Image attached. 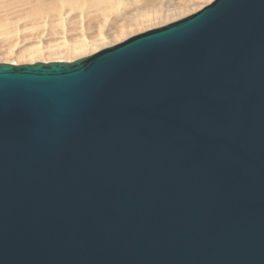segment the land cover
<instances>
[{"label": "water", "instance_id": "1", "mask_svg": "<svg viewBox=\"0 0 264 264\" xmlns=\"http://www.w3.org/2000/svg\"><path fill=\"white\" fill-rule=\"evenodd\" d=\"M0 264H264V0L0 63Z\"/></svg>", "mask_w": 264, "mask_h": 264}, {"label": "rangeland", "instance_id": "2", "mask_svg": "<svg viewBox=\"0 0 264 264\" xmlns=\"http://www.w3.org/2000/svg\"><path fill=\"white\" fill-rule=\"evenodd\" d=\"M211 1L111 0L118 5L106 12L83 4L43 14L49 0H0V63L73 61L190 15ZM78 40L85 45L76 51ZM35 48L40 50L33 52Z\"/></svg>", "mask_w": 264, "mask_h": 264}, {"label": "bare ground", "instance_id": "3", "mask_svg": "<svg viewBox=\"0 0 264 264\" xmlns=\"http://www.w3.org/2000/svg\"><path fill=\"white\" fill-rule=\"evenodd\" d=\"M48 1V0H47ZM213 1V0H212ZM211 3V2H210ZM48 6L44 8L45 13L43 14H48L50 12H54L55 10H62L63 6H66L69 9H74V8H78L80 6H82L83 4L89 5V6H93V9L95 11H101V12H106V11H110L111 9H114L116 7V5H118V3L116 5H114L111 0H49V2L47 3ZM209 4V3H208ZM43 5H46V3H44ZM207 5V4H206ZM204 5V6H206ZM203 6V7H204ZM202 8V7H201ZM199 8V9H201ZM39 13H42V11H39ZM145 16V15H144ZM151 18V15L148 14L145 17V21L149 20ZM143 18H140V20H142ZM181 19V18H180ZM141 22V21H140ZM144 23V22H142ZM163 26V25H162ZM123 30V29H122ZM121 30V31H122ZM123 32V31H122ZM101 35V34H99ZM83 39V38H82ZM81 39V40H82ZM80 40V39H79ZM79 40L77 42H79ZM66 43V42H65ZM63 43V44H65ZM80 43V42H79ZM82 43V44H81ZM80 44H76L74 45L73 49L77 51L76 48H79V50H82L84 48L83 43L81 42ZM40 49L35 48L33 49V52H38ZM31 52V51H29ZM32 53V52H31ZM60 60V59H59ZM65 62H71V61H65ZM47 63V62H44ZM25 64H31V63H25Z\"/></svg>", "mask_w": 264, "mask_h": 264}]
</instances>
